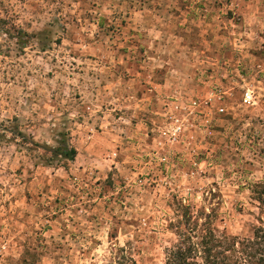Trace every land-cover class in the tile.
<instances>
[{"label": "rangeland", "instance_id": "rangeland-1", "mask_svg": "<svg viewBox=\"0 0 264 264\" xmlns=\"http://www.w3.org/2000/svg\"><path fill=\"white\" fill-rule=\"evenodd\" d=\"M261 201L264 0H0V264L259 257Z\"/></svg>", "mask_w": 264, "mask_h": 264}, {"label": "trees", "instance_id": "trees-1", "mask_svg": "<svg viewBox=\"0 0 264 264\" xmlns=\"http://www.w3.org/2000/svg\"><path fill=\"white\" fill-rule=\"evenodd\" d=\"M57 142L58 145L55 147L57 154H61L66 159L75 157L76 149L71 147L64 137ZM261 202L264 203V201ZM260 223L263 224V221L260 220ZM256 230L255 238L260 243L261 240H264V228L259 226L256 227ZM188 238V235L185 234L180 244L169 252L166 264H240L241 260L248 264H264V251H260L259 257H257L255 252H252V245H249V241L252 239L246 243L243 240H236L235 236L217 234L214 230L208 233L204 232L201 235L200 243L193 241L188 243ZM237 242L242 246L241 249L236 248ZM199 244L201 245L200 250L197 249ZM262 249L264 250V247ZM199 257H202V260H199ZM253 258L255 259L253 260Z\"/></svg>", "mask_w": 264, "mask_h": 264}, {"label": "built area", "instance_id": "built-area-1", "mask_svg": "<svg viewBox=\"0 0 264 264\" xmlns=\"http://www.w3.org/2000/svg\"><path fill=\"white\" fill-rule=\"evenodd\" d=\"M251 97H252V96H251V92H250V91H247V92L245 93V100H250Z\"/></svg>", "mask_w": 264, "mask_h": 264}]
</instances>
